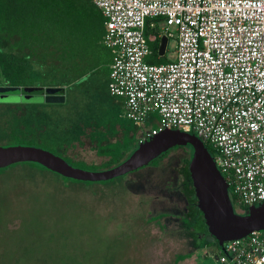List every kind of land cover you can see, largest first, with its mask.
Listing matches in <instances>:
<instances>
[{
  "label": "built area",
  "instance_id": "2783aa9c",
  "mask_svg": "<svg viewBox=\"0 0 264 264\" xmlns=\"http://www.w3.org/2000/svg\"><path fill=\"white\" fill-rule=\"evenodd\" d=\"M89 1L112 53L108 92L134 126L148 124L136 145L164 130L193 134L211 148L237 206L263 203L264 0ZM147 20L175 40L165 64L146 62ZM206 256L209 264H264V230Z\"/></svg>",
  "mask_w": 264,
  "mask_h": 264
},
{
  "label": "rangeland",
  "instance_id": "374dc122",
  "mask_svg": "<svg viewBox=\"0 0 264 264\" xmlns=\"http://www.w3.org/2000/svg\"><path fill=\"white\" fill-rule=\"evenodd\" d=\"M174 44V39L168 40L164 57H173ZM101 78L104 80L101 90L90 93V98L96 101L92 105L95 117L93 114L91 117L103 116L106 117L105 121L111 116V111L104 109L100 101L110 102L116 107L119 99L110 98L107 75L103 74ZM2 103L10 104L5 108L14 112L13 116L18 122L11 115L0 117V147L41 148L86 171L106 170L102 166L108 159L97 156L96 150L100 145L122 140L124 131L119 125L131 128L128 132L134 144L131 148H135L137 138L148 128V124L143 128L132 125L123 110L116 107L118 113L115 110L113 113L119 125H114L117 128L115 135L108 128L93 125L84 129L80 142L65 146L66 143L62 144L61 141L52 142V133L50 137L43 126L34 134L29 132L28 136L18 135L20 137L9 139L7 133L12 128L13 120L16 129H23L26 123L21 119L26 110L17 105L44 102L38 96H30L22 101L17 97L9 98ZM52 110L59 118L52 123L58 126L57 129L66 130L64 125L76 120V116L67 109L58 107ZM84 117L89 116L85 113ZM186 152L184 148L172 149L157 166L89 185L65 182L57 174L39 170L30 164L12 165L0 175V185L5 187L0 186V203L13 198L10 195L18 191V185L27 188V182L30 188L26 193L29 190L28 195L38 198L39 203L24 205L22 225L11 232L10 240L0 242V264H17L19 257H36L34 264H209L206 251L212 247L211 237L200 224L188 228L181 220V217H185L191 221L195 209L182 193ZM22 180H25L23 184ZM35 182L46 190L33 189ZM234 211L243 214L237 207H234ZM14 218L9 230L15 229L21 221ZM18 242L21 246L14 248L15 252L8 249L9 244L16 245ZM188 254L189 258L176 261L177 256Z\"/></svg>",
  "mask_w": 264,
  "mask_h": 264
},
{
  "label": "trees",
  "instance_id": "16d2710c",
  "mask_svg": "<svg viewBox=\"0 0 264 264\" xmlns=\"http://www.w3.org/2000/svg\"><path fill=\"white\" fill-rule=\"evenodd\" d=\"M86 2L89 1L0 0V84L2 86L12 87H37V91L39 92L47 87H62L65 89V102L63 104L39 103L35 105H17L19 108H24L26 110L23 118H21L23 122H26L24 123L25 126L23 125V129L20 127L16 129V123L14 122L16 118L13 116L14 112L5 108L9 107L10 104L1 103L0 117L7 114L13 116L14 119V124L12 122V128H10L7 133L9 139L11 137L17 138L23 135L26 136L25 134L28 136L29 132H33L34 134L37 129H41L43 126L46 128V132L50 133V137L52 133L53 137L50 139L52 142H63L62 144L66 143L65 146H70L74 142H80L81 136L84 135V129L93 125L108 128L112 131L113 135L117 134L116 127L119 124L116 123L117 119L114 118L116 115L113 113V110L118 113L116 107L121 108L119 104L113 107L110 102L100 101L104 109L111 111V116L105 121L104 118L106 117L103 116L94 118L95 112L92 111V105L94 102L96 103V101L90 98V93L101 90L104 84V80L101 78L103 74L107 75L108 78V90L110 81L109 66L112 61V53L110 49L106 48L101 43L104 34V19L100 24L98 20L95 21L93 17L90 18V16H87L83 7ZM151 21L154 20H147L145 25V35L147 37L153 35L154 37L153 40L148 42L150 54L146 58V62L151 65L165 64L169 60L166 57H160L158 53L160 43L159 29L150 28L149 24ZM93 96L94 95H92V97ZM110 98H112V96ZM98 103L99 101H97V104ZM58 107L67 109L66 111L76 116V120L68 125H64L66 130L57 129L58 126L52 124L59 119L56 112L52 109ZM74 107L76 108L71 109ZM85 113L89 117H84ZM92 114L94 117H91ZM16 122H18V119H16ZM111 124L113 127H111ZM32 125H34V127H32ZM114 125H116V127H114ZM119 128L124 131L121 141L116 140L115 142L97 147V156L108 159L103 164V169H109L119 165L127 159L137 147V145H135V148H131L133 142L128 136V132L131 128L127 129V127L121 125H119ZM42 137L43 135L41 134L40 139H42ZM177 148L187 149V158L185 160L186 171L182 184V193L195 206L191 221L185 217H181V220L188 228L200 224L207 233L202 214L196 207V199L187 169L193 150L188 144H183L172 149L176 150ZM206 148L212 156L213 152L211 148L208 146ZM170 150L161 154L149 165L157 166L160 161L168 156ZM65 161L71 165L66 159ZM22 164H30L39 170H46L38 164ZM11 166L0 169V175ZM142 169L144 168L135 172ZM58 177L65 182L83 183L87 185L93 183L75 181L59 175ZM24 181L25 180L21 181L22 184ZM35 183L36 186H34L33 189L46 190L45 187L41 184L39 185L38 182ZM100 183L105 182L102 181ZM0 186L4 187L3 184ZM26 187L27 188H22L18 185L16 187L18 191L10 195V197L13 198L9 199V201L0 203V242H4L7 239L10 240L11 232L17 230L18 227L22 225L21 219L25 215V212L22 210V208H25L24 205L39 203L38 198L28 195L29 190L26 193V190L30 188L29 182H27ZM0 190H2V188H0ZM229 198L233 208L237 207V209H240L243 212L242 215L247 213L248 208L237 206L235 198L230 193ZM14 217H16V219L20 218L21 221L15 229L9 230L10 224H12V221L15 219ZM6 246L7 244L5 247ZM19 246H21L19 242L16 245L9 244L8 249L15 252L14 248L18 249ZM213 246L214 249L219 248L215 240ZM8 249L6 251H8ZM189 257V254L179 255L176 257V261L179 262ZM35 259L36 257L34 259L19 257L16 263L34 264Z\"/></svg>",
  "mask_w": 264,
  "mask_h": 264
},
{
  "label": "water",
  "instance_id": "95a60500",
  "mask_svg": "<svg viewBox=\"0 0 264 264\" xmlns=\"http://www.w3.org/2000/svg\"><path fill=\"white\" fill-rule=\"evenodd\" d=\"M167 38L162 36L158 47L164 56ZM0 86V103L9 98L21 101L30 96L42 98L45 104H63L65 89L47 87ZM188 144L193 153L188 164L197 209L201 212L208 235L218 247L231 240L241 239L254 231L264 230V202L250 206L244 215L234 211L227 184L216 168L212 156L201 140L179 130H164L138 144L130 156L119 165L102 171H86L68 164L62 157L41 148L14 146L0 147V169L19 163H34L61 177L80 182H102L137 171L170 149Z\"/></svg>",
  "mask_w": 264,
  "mask_h": 264
},
{
  "label": "crops",
  "instance_id": "0c3cea01",
  "mask_svg": "<svg viewBox=\"0 0 264 264\" xmlns=\"http://www.w3.org/2000/svg\"><path fill=\"white\" fill-rule=\"evenodd\" d=\"M89 1V0H88ZM84 7V12H85V14L87 15V16H90V18H92L93 17V19L95 20V21H97L98 20V22L101 24L102 22H103V16H102V14H101V12H100V10L97 8V7H95L90 1L89 2H86L85 3V5L83 6ZM104 26V25H103ZM102 31H103V29H102ZM104 32H105V29H104ZM103 32V33H104ZM104 35V34H103ZM102 38H103V36H102ZM161 38V37H160ZM167 46V45H166ZM165 50H166V48H165ZM164 54H165V52H164ZM164 57V56H163ZM173 57H174V55H173ZM173 57H171L170 58V56L167 58L169 61L173 58ZM118 99V98H117ZM117 104H119L120 106H121V108H122V110H123V112H124V107H123V101L121 100V99H119V101H117Z\"/></svg>",
  "mask_w": 264,
  "mask_h": 264
},
{
  "label": "flooded vegetation",
  "instance_id": "af4514ba",
  "mask_svg": "<svg viewBox=\"0 0 264 264\" xmlns=\"http://www.w3.org/2000/svg\"><path fill=\"white\" fill-rule=\"evenodd\" d=\"M135 149H136V148H135ZM135 149H134V150H135ZM149 166H150V165H147V166H145V167H143V168H146V167H149ZM187 169H188V168H187ZM196 207H197V206H196ZM202 229H203V228H202ZM204 230H205V229H204ZM204 233H205V231H204ZM211 239H212V238H211ZM213 242H214V240L212 239V242L210 243L212 247H211V249H209V250L207 249V251H206L207 253L213 251V249H214ZM205 245H206V244H205Z\"/></svg>",
  "mask_w": 264,
  "mask_h": 264
}]
</instances>
